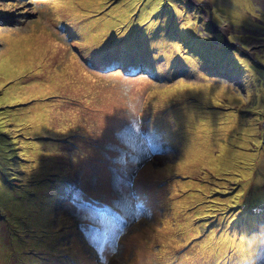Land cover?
I'll use <instances>...</instances> for the list:
<instances>
[{
    "label": "rangeland",
    "instance_id": "374dc122",
    "mask_svg": "<svg viewBox=\"0 0 264 264\" xmlns=\"http://www.w3.org/2000/svg\"><path fill=\"white\" fill-rule=\"evenodd\" d=\"M132 1L0 0V57L20 63L27 52L13 77L0 67V264L62 256L74 264L86 249L108 264H264V0H162L143 22L149 0L127 18L119 10ZM202 43L220 57L200 56ZM115 56L139 58L152 72L100 67ZM24 85L30 93L17 95ZM83 90L109 116L87 110L90 118L75 124L70 109L51 102ZM227 116L234 123L218 127ZM197 121L218 128L216 155L226 141L221 161L188 159L195 135L186 134L200 133ZM63 131L76 134L63 139ZM73 178L89 197L115 198L117 210L58 197L53 187L76 193L64 182ZM190 207L192 221L177 235ZM68 216L96 243L76 239L80 227Z\"/></svg>",
    "mask_w": 264,
    "mask_h": 264
},
{
    "label": "bare ground",
    "instance_id": "6f19581e",
    "mask_svg": "<svg viewBox=\"0 0 264 264\" xmlns=\"http://www.w3.org/2000/svg\"><path fill=\"white\" fill-rule=\"evenodd\" d=\"M136 1L138 0H133L132 2L129 3L128 7L125 6V3H122L120 5H118V8L121 12L124 13V17L127 18L130 16L131 11L133 10V8L135 7ZM61 3L63 2H68V0H60ZM162 4V0H149L146 1L142 8H141V12H140V17L139 20L141 22L143 21H147V19L149 18L150 15H152L153 12L158 11L161 7ZM111 12H107V14H105L104 19L110 16ZM171 12L170 10H167L165 13V19L164 22H166L169 19ZM120 21L122 20V18H119ZM73 21L75 23L76 19L75 17H73ZM105 21V20H104ZM154 25V23H150L146 26L145 30H144V34L149 31L152 26ZM118 26L115 23H112L110 25V30L115 27ZM105 30V28H103V25H100V31ZM116 30V29H115ZM137 34V33H136ZM135 34V35H136ZM205 45L207 52L205 50H202L204 54H201L200 56L206 58V59H210V57H216L219 58L220 57V53L218 54H214L213 50L209 49L208 45H206L205 43H202V46ZM27 54V52H26ZM26 54L20 56L17 60L23 64L25 59H26ZM5 55H2L0 57V67H4L6 69V71L4 73H2V75H4V77L9 78V77H13L18 71H20V63L16 62V59L14 60H7L6 57H4ZM10 57V56H8ZM11 58V57H10ZM233 60H236L237 62H239V64H241V62L234 58ZM231 67L232 64H230ZM243 66V65H242ZM232 75V74H228ZM234 76V75H233ZM235 77V76H234ZM136 83V82H135ZM49 82L45 81V84H39L41 88L48 86ZM135 88V87H134ZM19 90L20 91H25L27 94L30 93V86H19L17 88V95L19 94ZM77 93H75V95L73 96H68V97H64V96H58L55 99L51 100L52 103L57 104L58 106H64L67 109H70L71 111H68L73 117H75L76 122L75 124L79 123L80 120H83L84 118L87 120L90 118V113L87 112V110H92V111H98L100 114L102 113L103 115H105V113H108L109 116V107H107L106 105H100L97 104L94 101L93 98V92L89 91V90H83L81 91L78 95H76ZM81 97L83 98L82 100ZM163 101L161 100L160 103H162ZM74 110L78 111V112H82L83 116H78L77 112H75ZM40 113H36L35 117H37ZM226 120L221 121L218 124V127L220 125L224 126H229L232 125L234 123V119L229 118L228 116L225 117ZM92 122H87V124H90ZM74 124V125H75ZM250 125L253 127L254 123L253 121L250 123ZM197 127H202L203 129L200 131L199 134L195 133L194 129H189L187 131L186 134V138H189L191 136L195 137L193 138L191 145H190V155L188 157V159L191 157L192 154L199 156V155H203L204 157H207L209 160L214 161V162H219L223 159V154L225 152V148L228 147L226 144V141H221V147H222V153L220 155H216L213 151V146L216 142L217 144V139H223V137L221 136V134L218 131V128L213 130V128L211 127V124L209 122H201V121H197ZM243 138L247 137L248 135L246 133H244ZM53 145H57L56 143ZM187 159V160H188ZM176 178V176H172L169 178V180L174 181ZM189 180L187 182H190V180H195L197 181L196 177H191L188 178ZM181 183V181H175V183ZM199 190V189H198ZM185 191V195L183 196V198L181 199L182 201H186L188 198V194L190 193V191L184 190ZM187 193V194H186ZM191 196V195H190ZM3 198L6 201H10L9 197L7 195H3ZM196 212V210L193 207H190L188 209L185 210V212L183 213V218L180 219V221L175 224L174 230L175 233L177 235H180L178 232L180 229H182L181 224L185 223L187 225H189L192 221V215L193 213ZM259 231H261L259 229ZM208 240L209 244L211 243V240ZM251 240L250 237H247L243 240L244 244H246V241ZM242 243V242H241ZM241 256L243 257V254L241 253ZM239 255L236 256V258L238 259Z\"/></svg>",
    "mask_w": 264,
    "mask_h": 264
},
{
    "label": "trees",
    "instance_id": "16d2710c",
    "mask_svg": "<svg viewBox=\"0 0 264 264\" xmlns=\"http://www.w3.org/2000/svg\"><path fill=\"white\" fill-rule=\"evenodd\" d=\"M182 11H183V8L181 9ZM129 59V58H128ZM207 60H209V59H207ZM144 63V62H143ZM143 63H141V61H139L138 62V64L137 63H133V60H129L128 61V64H129V71L127 72L130 76H135L136 74V71H137V69H139V64H143ZM128 64H125L123 67H124V69H127L128 67ZM131 66H135V68H132ZM151 67H149L146 63H145V65H144V67L143 68H141L140 70H144V69H150Z\"/></svg>",
    "mask_w": 264,
    "mask_h": 264
},
{
    "label": "flooded vegetation",
    "instance_id": "af4514ba",
    "mask_svg": "<svg viewBox=\"0 0 264 264\" xmlns=\"http://www.w3.org/2000/svg\"><path fill=\"white\" fill-rule=\"evenodd\" d=\"M251 38H248V45H249V43L251 42ZM263 47H259L255 52H257V51H260L261 49H262ZM251 56V55H250ZM256 64V63H255Z\"/></svg>",
    "mask_w": 264,
    "mask_h": 264
}]
</instances>
